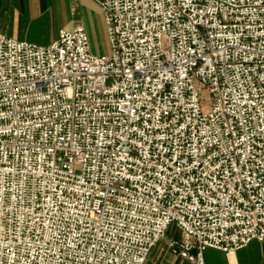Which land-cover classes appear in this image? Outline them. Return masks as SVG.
Wrapping results in <instances>:
<instances>
[{
	"label": "built area",
	"instance_id": "1",
	"mask_svg": "<svg viewBox=\"0 0 264 264\" xmlns=\"http://www.w3.org/2000/svg\"><path fill=\"white\" fill-rule=\"evenodd\" d=\"M96 1L109 53L0 32V264L264 242V0Z\"/></svg>",
	"mask_w": 264,
	"mask_h": 264
},
{
	"label": "crops",
	"instance_id": "2",
	"mask_svg": "<svg viewBox=\"0 0 264 264\" xmlns=\"http://www.w3.org/2000/svg\"><path fill=\"white\" fill-rule=\"evenodd\" d=\"M77 24L88 31L93 51L108 43L102 7L96 0H0V32L19 40L47 45L60 29H73ZM168 229L178 232L171 238H180L182 233L175 224ZM171 238L164 241L167 248ZM204 257L206 264H264V242L253 239L230 255L208 247ZM177 258L181 259L180 264H191L178 255Z\"/></svg>",
	"mask_w": 264,
	"mask_h": 264
},
{
	"label": "rangeland",
	"instance_id": "3",
	"mask_svg": "<svg viewBox=\"0 0 264 264\" xmlns=\"http://www.w3.org/2000/svg\"><path fill=\"white\" fill-rule=\"evenodd\" d=\"M96 53H109L110 52V44L109 41L104 45L103 49H94ZM205 97L207 98L206 107H208V99L209 93L205 89L204 91ZM178 229H176L177 231ZM178 236V232L172 231L171 229L167 230V234L161 242L157 243V245L153 248L148 258L146 259L145 264H180L181 259L177 258V255L173 254L170 247L166 246L164 241H167L169 238ZM159 250V252H158ZM157 252L159 253L157 255Z\"/></svg>",
	"mask_w": 264,
	"mask_h": 264
}]
</instances>
